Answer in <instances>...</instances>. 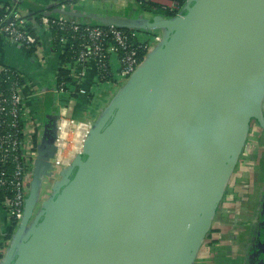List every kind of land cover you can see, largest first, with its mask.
<instances>
[{"label": "water", "instance_id": "obj_1", "mask_svg": "<svg viewBox=\"0 0 264 264\" xmlns=\"http://www.w3.org/2000/svg\"><path fill=\"white\" fill-rule=\"evenodd\" d=\"M96 20L168 34L40 202L55 153L48 113L1 264H194L250 122L264 124V0H190L176 17Z\"/></svg>", "mask_w": 264, "mask_h": 264}, {"label": "built area", "instance_id": "obj_2", "mask_svg": "<svg viewBox=\"0 0 264 264\" xmlns=\"http://www.w3.org/2000/svg\"><path fill=\"white\" fill-rule=\"evenodd\" d=\"M51 1L57 12L55 16L47 12L41 15L39 25L50 33L54 28L63 32L64 35L59 37L57 53L65 49L73 52V60L66 66L72 80L58 83L56 78L51 86L41 87L19 68L0 64V86L1 81L5 82V78L14 74L16 69L20 71L19 77L23 78V82L11 86L9 95L0 87V200L5 212V225L11 229L8 233L16 230L23 219L45 133V123L36 118L32 103L51 96L57 115L55 153L50 158L51 168L44 176L53 187L82 153L84 143L96 124L88 116L70 114L72 99L90 94L84 86L88 71H96L100 81L110 86L116 96L164 41V36L154 30H124L114 24L103 27L96 21L80 22L67 15V10L90 0ZM101 1L111 3L118 16L121 9L135 3L140 5L138 0ZM146 1L155 3V6L152 10H142L143 17L152 18L160 14L156 12L158 7L174 13L169 17L180 16L190 0ZM31 18L34 16L16 4H0V37L25 46L33 57L44 61L46 54L41 40L32 34L29 27ZM32 46H36L34 52H31ZM64 95L70 97L69 102L63 103L61 96ZM49 190L52 192L51 188ZM37 212L38 208L35 214ZM8 233L0 226V264L11 244L12 237Z\"/></svg>", "mask_w": 264, "mask_h": 264}, {"label": "crops", "instance_id": "obj_3", "mask_svg": "<svg viewBox=\"0 0 264 264\" xmlns=\"http://www.w3.org/2000/svg\"><path fill=\"white\" fill-rule=\"evenodd\" d=\"M6 1L18 3L27 11L31 10L30 8L46 9L47 13H51L53 8L55 10L51 0ZM92 4L93 6L80 5L71 8L66 13L80 22H97L96 18L108 19L118 16L115 7L109 2L100 0L98 4L95 1H92ZM54 10L53 12L56 13ZM119 15L137 18L143 16V13L139 5L135 3L126 9H121ZM29 27L32 34L41 40L46 54L44 61L33 57L25 46L12 43L6 37H0V64L13 65L39 86L49 87L59 72L61 53H57L54 49L51 33L41 28L37 18L30 19ZM84 83L90 94L72 99L69 103L72 106L70 114L84 115L98 121L114 99L115 92L110 86L100 81L93 69L88 71ZM63 97L65 102L70 101L69 96ZM47 99L52 100V97L32 103L36 118L44 123L48 115ZM49 110L57 119L51 101ZM49 188L53 187L44 178L39 193L40 202L51 196L52 192ZM4 213L0 200V226L2 231L8 233L11 229L10 226L5 225ZM14 232L15 230L12 229L11 237ZM203 247L207 249L201 250ZM201 248L194 264L198 262L200 264L262 263L264 258V124H261L256 117L250 122L245 145L216 207L209 233Z\"/></svg>", "mask_w": 264, "mask_h": 264}, {"label": "trees", "instance_id": "obj_4", "mask_svg": "<svg viewBox=\"0 0 264 264\" xmlns=\"http://www.w3.org/2000/svg\"><path fill=\"white\" fill-rule=\"evenodd\" d=\"M55 1V0H53ZM140 2V5L139 7L143 10V11H147V10H152L153 6H155V3L153 2H149V1H146V0H138ZM0 4H16L18 5V7L22 8L21 5H19L18 3H14L12 1H6V0H0ZM30 8V7H29ZM31 10L28 11L29 15L31 16L34 15L35 18L39 19V17H41V15L43 14H46L47 10L46 9H34V8H30ZM54 10V8H53ZM52 10L51 12V15L52 16H55L56 13H54ZM56 11V10H54ZM57 12V11H56ZM157 13H160V14H164V15H168V16H172L174 15V13L172 12H169V11H165L163 10L162 8L158 7L157 10H156ZM50 14V13H49ZM98 25H101L103 27H107L108 24H103V23H98ZM124 30H130L131 28H128V27H120ZM52 45L54 47V49L57 50V47H58V43H59V37L64 35L62 31H60L58 28H54L52 33ZM36 46H32L31 48V52H34L36 50L35 48ZM73 52H71L70 50H64L61 54H60V57H59V72L57 74V80H58V83H62V82H70L72 79L70 77V70L66 67L67 64L71 63V61L73 60ZM18 72H20L18 69H16V71L14 72V74H11L10 76L6 77V81L5 82H2L1 81V88L3 89V91L5 93H7V95L10 94V89H11V86L13 84H15L16 82L18 83H21L23 82V78L19 77V74ZM50 99H47V109H48V113H50ZM47 113V114H48ZM48 116V115H47ZM48 125H53V118L51 117H46V122ZM209 231L206 233V236L204 238V240L207 238V235H208ZM9 236H11V232L9 233ZM204 242V241H203ZM203 244V243H202Z\"/></svg>", "mask_w": 264, "mask_h": 264}, {"label": "rangeland", "instance_id": "obj_5", "mask_svg": "<svg viewBox=\"0 0 264 264\" xmlns=\"http://www.w3.org/2000/svg\"><path fill=\"white\" fill-rule=\"evenodd\" d=\"M96 4H98L99 3V1H97V2H95ZM94 4V3H93ZM93 4H92V1L90 0L89 1V4L88 3H86V4H84L83 6H89V5H91V6H93ZM145 29H148V30H154V31H156L155 33H159V34H161V35H163V36H167V34H168V32H167V30L166 29H160V28H145ZM125 82V81H124ZM61 99H62V101H63V103H64V97L63 96H61ZM201 248V247H200ZM205 247H203V248H201V250H203ZM207 248H205V250H206ZM196 264H200L199 262L198 263H196Z\"/></svg>", "mask_w": 264, "mask_h": 264}, {"label": "flooded vegetation", "instance_id": "obj_6", "mask_svg": "<svg viewBox=\"0 0 264 264\" xmlns=\"http://www.w3.org/2000/svg\"><path fill=\"white\" fill-rule=\"evenodd\" d=\"M261 264V263H260Z\"/></svg>", "mask_w": 264, "mask_h": 264}]
</instances>
